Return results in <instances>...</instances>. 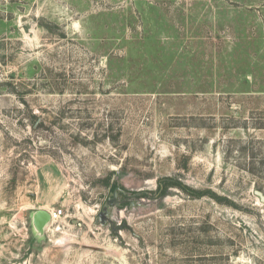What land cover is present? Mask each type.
<instances>
[{"label": "rangeland", "instance_id": "374dc122", "mask_svg": "<svg viewBox=\"0 0 264 264\" xmlns=\"http://www.w3.org/2000/svg\"><path fill=\"white\" fill-rule=\"evenodd\" d=\"M0 264H264V0H0Z\"/></svg>", "mask_w": 264, "mask_h": 264}, {"label": "trees", "instance_id": "16d2710c", "mask_svg": "<svg viewBox=\"0 0 264 264\" xmlns=\"http://www.w3.org/2000/svg\"><path fill=\"white\" fill-rule=\"evenodd\" d=\"M170 186L178 187L180 189L185 190L189 194L194 195V196H198V197L203 196L206 193L205 191L192 189V188L188 187L187 185L183 184L182 182H180L179 180H177L176 178H173V177L161 178L158 182V190L157 191L160 192V194H165L167 189Z\"/></svg>", "mask_w": 264, "mask_h": 264}, {"label": "water", "instance_id": "95a60500", "mask_svg": "<svg viewBox=\"0 0 264 264\" xmlns=\"http://www.w3.org/2000/svg\"><path fill=\"white\" fill-rule=\"evenodd\" d=\"M49 213L45 210H37L31 213L32 223L39 233L44 231V225L49 220Z\"/></svg>", "mask_w": 264, "mask_h": 264}, {"label": "built area", "instance_id": "2783aa9c", "mask_svg": "<svg viewBox=\"0 0 264 264\" xmlns=\"http://www.w3.org/2000/svg\"><path fill=\"white\" fill-rule=\"evenodd\" d=\"M59 214H61V210H58V211L53 210V211L51 212V218H52V219H56V218L59 217Z\"/></svg>", "mask_w": 264, "mask_h": 264}, {"label": "bare ground", "instance_id": "6f19581e", "mask_svg": "<svg viewBox=\"0 0 264 264\" xmlns=\"http://www.w3.org/2000/svg\"><path fill=\"white\" fill-rule=\"evenodd\" d=\"M49 216H50V217H49V220H50V218H51V214H50ZM49 220L45 223V225H44V229H45L47 223L49 222ZM51 220L53 221L54 219L51 218Z\"/></svg>", "mask_w": 264, "mask_h": 264}]
</instances>
